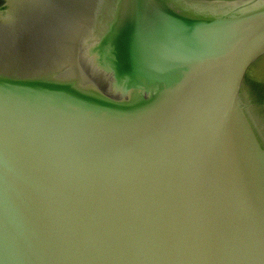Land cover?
Here are the masks:
<instances>
[{
    "label": "water",
    "instance_id": "water-1",
    "mask_svg": "<svg viewBox=\"0 0 264 264\" xmlns=\"http://www.w3.org/2000/svg\"><path fill=\"white\" fill-rule=\"evenodd\" d=\"M264 0L0 5V264H264Z\"/></svg>",
    "mask_w": 264,
    "mask_h": 264
},
{
    "label": "flooded vegetation",
    "instance_id": "flooded-vegetation-1",
    "mask_svg": "<svg viewBox=\"0 0 264 264\" xmlns=\"http://www.w3.org/2000/svg\"><path fill=\"white\" fill-rule=\"evenodd\" d=\"M0 3L4 4L5 0H0ZM249 84L253 89L256 97L264 102V67H262L260 63L257 64L255 69L253 70Z\"/></svg>",
    "mask_w": 264,
    "mask_h": 264
},
{
    "label": "rangeland",
    "instance_id": "rangeland-1",
    "mask_svg": "<svg viewBox=\"0 0 264 264\" xmlns=\"http://www.w3.org/2000/svg\"><path fill=\"white\" fill-rule=\"evenodd\" d=\"M2 2H4V1H2ZM1 4V3H0ZM260 65L262 66V67H264V59L260 62Z\"/></svg>",
    "mask_w": 264,
    "mask_h": 264
}]
</instances>
